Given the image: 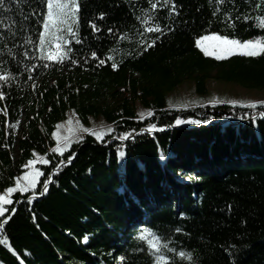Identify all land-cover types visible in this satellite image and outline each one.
<instances>
[{"label":"trees","instance_id":"obj_1","mask_svg":"<svg viewBox=\"0 0 264 264\" xmlns=\"http://www.w3.org/2000/svg\"><path fill=\"white\" fill-rule=\"evenodd\" d=\"M77 3L76 19L49 29L47 0L0 10L6 29L16 22L0 33V193L36 154L48 160L36 188L2 207L0 264H264V104L166 100L187 79L201 93L209 80L264 89V52L217 60L197 46L210 33L264 38V0ZM71 109L112 131L57 154ZM145 230L164 260L138 239Z\"/></svg>","mask_w":264,"mask_h":264},{"label":"rangeland","instance_id":"obj_2","mask_svg":"<svg viewBox=\"0 0 264 264\" xmlns=\"http://www.w3.org/2000/svg\"><path fill=\"white\" fill-rule=\"evenodd\" d=\"M205 36H221L222 38H227L229 40H239L236 38L225 37L218 33H210L199 37L197 41L202 40ZM251 40L264 45V38ZM239 41L243 44L249 40ZM214 44L215 41L212 40L204 41V47H207L211 53L208 56L215 57V53L213 52ZM236 54H239V51ZM166 100L169 107L176 109L192 108L203 106L205 104L258 105L264 104V89L246 87L237 82L209 80L206 85V91L201 93L197 90L194 80L187 79L174 90L168 92L166 94ZM139 113L141 116L148 114V112H145L141 107L139 108ZM186 123L187 121L179 125H186ZM22 124L23 122L21 121L17 128L22 127ZM111 131L112 126L107 123L102 116L91 117L90 122L85 124L79 119L75 110L71 109L68 112L67 118L58 124L54 132L56 145L52 150L57 154H64L73 144L79 143L87 135L92 134L98 140H101ZM40 164L47 165L48 160L45 156L36 154L35 158L25 166V173L22 177L17 180L13 187H11L14 191L9 194L7 189L5 192L0 193V208L9 202L15 192H25L36 188L42 174V169L39 167ZM34 196L35 195H32L31 198ZM3 198H6L7 202H5Z\"/></svg>","mask_w":264,"mask_h":264},{"label":"snow or ice","instance_id":"obj_3","mask_svg":"<svg viewBox=\"0 0 264 264\" xmlns=\"http://www.w3.org/2000/svg\"><path fill=\"white\" fill-rule=\"evenodd\" d=\"M17 3H22V4H29L31 0H15ZM165 3H167V0H165ZM155 7V5H153ZM0 10H3V12H8L11 9L5 8V0H0ZM35 9H32V12L30 15L35 14ZM79 11V4L77 3V0H47V17L48 20L46 23H44L43 27L45 29H49L51 27H55L58 25H65V24H70V21L76 19V15ZM25 20L28 19V17H24ZM101 19H103V16H101ZM15 21H12V23L8 26L6 29L4 27L5 25V19L0 18V33H3L5 31H9L13 25H15ZM39 23V21L37 22ZM95 28V26L93 25ZM71 31V28L69 27L68 29ZM156 31H160L159 29H156ZM14 35V33H12ZM205 40H212L215 41V44L213 45V52L215 53V58L217 60H223L226 57H228L231 54H236L239 51V54L242 56H256L262 51H264V45L260 44L257 41H252L249 40L243 44L239 40H229L227 38H222L221 36H205L202 40L197 41V46L201 47L202 50L204 51L205 55L211 54L209 52V49L207 47H204V41ZM79 42V41H77ZM43 43V41H41ZM59 47V45H58ZM243 49V50H241ZM27 54V53H25ZM49 57L52 55V53L48 54ZM5 79L4 76L0 75V81H3ZM243 107H251L254 108L256 105H242ZM176 123L182 124L185 123L184 121L177 120ZM187 123L190 124H199L201 123L200 121L197 120H191L187 121ZM45 187H47L45 185ZM8 193L11 194L14 189L13 188H8ZM5 202H7L6 198H3ZM4 209L0 208V214H3ZM183 219V217H181ZM3 225L0 224V227ZM147 231V235H140L138 237L139 240L141 241H148L150 245V249L152 250L150 254L155 255L156 259L159 260H164V255L160 251L159 248H157L156 244L153 243L152 241L148 240V237H152L155 234L151 232V230H145ZM177 232H180L181 229L177 228ZM159 239V238H157ZM162 248L167 249L168 252L175 253L176 250L174 248H169L168 244L165 243L162 245ZM178 255L182 259H187L189 262L193 260V256L191 253H185L183 250H181Z\"/></svg>","mask_w":264,"mask_h":264},{"label":"water","instance_id":"obj_4","mask_svg":"<svg viewBox=\"0 0 264 264\" xmlns=\"http://www.w3.org/2000/svg\"><path fill=\"white\" fill-rule=\"evenodd\" d=\"M184 122H186V121H184ZM199 125H203V123H199ZM183 126V125H182ZM173 128L174 127H176V126H172ZM172 127H169V128H172ZM146 131H148V130H146ZM148 132H156V131H154V130H150V131H148ZM113 140H115V141H117V142H124V141H122V140H119L118 138H114ZM76 156H77V153H75L74 155H73V157L68 161V162H64V163H62L56 170H54V172L51 174V177H50V181L48 182V183H46V186L48 187V185L49 184H51V182L53 181V178H54V175H55V173L62 167V166H64L65 164H70L71 162H73L74 160H75V158H76ZM47 187H45L44 186V190H46V188ZM43 197H44V195H42V196H40V197H34V198H36L37 200H40V199H43Z\"/></svg>","mask_w":264,"mask_h":264}]
</instances>
